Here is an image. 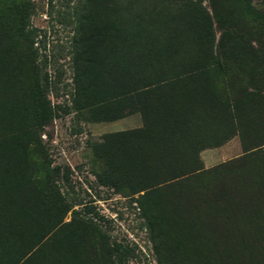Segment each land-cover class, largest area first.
<instances>
[{"label":"rangeland","instance_id":"rangeland-1","mask_svg":"<svg viewBox=\"0 0 264 264\" xmlns=\"http://www.w3.org/2000/svg\"><path fill=\"white\" fill-rule=\"evenodd\" d=\"M0 264H264V0H0Z\"/></svg>","mask_w":264,"mask_h":264},{"label":"trees","instance_id":"trees-1","mask_svg":"<svg viewBox=\"0 0 264 264\" xmlns=\"http://www.w3.org/2000/svg\"><path fill=\"white\" fill-rule=\"evenodd\" d=\"M27 19V16H26V11H24V13L22 14V20L25 22V20ZM26 22L25 23H23V29H25L26 28ZM44 117H45V115H44ZM43 116H42V119L44 118ZM245 163V162H244ZM240 164H242L241 162L240 163H238V165H240ZM233 166H235V165H233ZM199 173H203V171H202V169H194V170H191V171H189L188 173H185V174H181V175H177V176H173L172 178H169V179H166L165 180V182H168V181H172V180H174V179H179V178H181V177H183V176H187V175H194V174H199ZM210 174V173H209Z\"/></svg>","mask_w":264,"mask_h":264}]
</instances>
